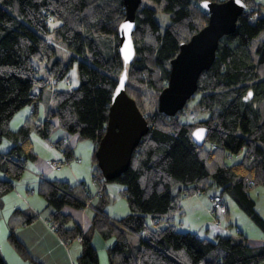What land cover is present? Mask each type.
Instances as JSON below:
<instances>
[{
    "label": "trees",
    "instance_id": "16d2710c",
    "mask_svg": "<svg viewBox=\"0 0 264 264\" xmlns=\"http://www.w3.org/2000/svg\"><path fill=\"white\" fill-rule=\"evenodd\" d=\"M151 1L154 7L142 0L135 12V54L126 66L125 91L143 115L146 90L157 97L167 84L169 63L180 44L207 23L202 3L224 0ZM240 1L246 7L235 31L219 39L214 62L198 78L199 98L193 109L206 111L209 117L182 122L178 114L183 110L166 116L157 109L145 115L149 130L135 147L128 169L106 181L97 166L96 148L123 70L118 51V27L125 18L122 0H0V172L4 175L0 201L37 159L30 134L47 140L56 120L67 139L73 134L94 144L91 178L99 187L94 193L85 182L71 185L47 178L37 188L53 209L50 223L63 244L80 242L81 253L73 264H99L91 243L95 230L104 240H113L107 250L109 264H264V241L251 245L242 236L198 237L164 220L180 198L210 189L232 200L264 236V218L249 192L264 185V16L254 0ZM158 12L169 15L163 29L156 19ZM61 42L70 52L67 61L57 57L56 45ZM74 65L78 86L54 89L69 79ZM48 92L55 105L40 121L37 107ZM25 106L32 108L29 116L10 129V121ZM197 127L207 130L202 146L191 138ZM62 138L56 143L61 164L74 158L80 162L68 143L59 151ZM4 142L7 150L1 149ZM109 182L122 185L119 194L129 208L117 220L106 212ZM66 206L91 207L90 228L71 227L69 217L61 212ZM14 212H20L26 224L37 218L23 210ZM128 234L136 242H130ZM7 239L22 259L30 260L13 229ZM0 264H6L1 253Z\"/></svg>",
    "mask_w": 264,
    "mask_h": 264
},
{
    "label": "crops",
    "instance_id": "0c3cea01",
    "mask_svg": "<svg viewBox=\"0 0 264 264\" xmlns=\"http://www.w3.org/2000/svg\"><path fill=\"white\" fill-rule=\"evenodd\" d=\"M68 75L69 79L65 78L60 81L54 89H69L77 87L79 81L75 65L71 68ZM46 94L47 95L44 98L45 100L37 107L36 117L40 121L45 119L47 110L54 107L55 100L49 92ZM31 111L32 108L29 107L26 111L24 110L20 113L19 117H17V121L19 123L17 124L18 127L23 123L25 118L29 116ZM13 119L14 117L10 121V129H14L16 127H12ZM54 122L55 127L50 132L47 140L43 139L35 132L30 134L32 148L37 155V159L35 162L29 163L25 169V171L29 170V174L24 176L23 173L21 178L13 183L12 189L1 198L0 253L6 264H73L81 253V245L78 239L71 241L66 247L58 234L52 230V227L54 226L50 223V213L53 209L52 207L49 208L50 206L44 198L37 193L38 184L42 178L61 180L68 182L71 185H76L81 182H85L87 184L86 181L90 179L91 187L95 188V190L99 188L98 186L96 187L92 184V163H86L81 167L72 166L69 163L66 168L55 172L50 171L45 163L44 166L41 165L36 167L35 164L39 160H42V157L45 158V161H47L48 164L51 160L58 159V155L60 153L57 151L56 143L66 135L58 126L57 121L54 120ZM78 140H80L79 137ZM68 145L75 155L76 150L74 146H71L70 138L68 139ZM8 147L9 145L7 142L2 143L1 145L2 150H7ZM37 147L44 150L45 154H38ZM3 178L4 177H0V179ZM107 189L108 187L105 185V190L107 191ZM214 193L215 192L212 190L211 193L206 196L196 194L187 198H180L176 208L168 213V215L164 217V220L169 219L175 226L176 224H179L180 231L193 232L198 237L212 238L214 235L221 234L223 232V235H233L236 237L242 236L248 241L250 237H255L264 241L263 234L260 230L254 227V225L252 228L249 224V219L241 210L240 212L246 218H243L236 210L234 216L235 219L228 221L231 216V207L228 199H226L227 214L224 216L222 215L226 221L225 226L220 228L223 231L221 233H217V231L213 230L214 228L216 229V227L212 221L214 217L210 211V197H212ZM112 197L113 200L116 199L115 195H112ZM5 200H8V207L5 205ZM17 209L19 211L23 210L28 213L36 214L37 218L26 224L23 222L21 214L19 215L20 212H14ZM61 212L69 217V225L71 227L76 225L82 231H86L90 228L91 215L93 213V209L91 207L79 210L66 206L62 208ZM106 212L110 218L117 220L125 216L129 212V208L126 200L124 203L123 201L121 202V200H118V202H115L112 205L109 204V206L106 207ZM239 221H241V223H245V226L248 228H245ZM211 227L213 229H211ZM255 228L258 231H253ZM11 229L14 230L18 239L26 246L31 257L30 260L22 259L9 244L7 236ZM252 233L254 234L251 236ZM91 243L97 251L99 264H109L107 250L113 243V240L105 241L98 231L95 230L92 234Z\"/></svg>",
    "mask_w": 264,
    "mask_h": 264
},
{
    "label": "water",
    "instance_id": "95a60500",
    "mask_svg": "<svg viewBox=\"0 0 264 264\" xmlns=\"http://www.w3.org/2000/svg\"><path fill=\"white\" fill-rule=\"evenodd\" d=\"M142 0H122L125 18L118 27V51L123 70L113 93L105 131L96 148L97 166L106 181H113L124 173L135 147L148 132L146 116L135 100L125 91L126 66L133 60L135 51L132 35L135 30V12ZM207 23L179 46L177 55L170 60L166 86L159 92L157 112L175 116L184 109L187 101L197 91L198 78L215 60L219 39L236 29L238 17L245 9L240 0L204 2ZM207 136L204 127L191 133L192 141L202 146Z\"/></svg>",
    "mask_w": 264,
    "mask_h": 264
},
{
    "label": "rangeland",
    "instance_id": "374dc122",
    "mask_svg": "<svg viewBox=\"0 0 264 264\" xmlns=\"http://www.w3.org/2000/svg\"><path fill=\"white\" fill-rule=\"evenodd\" d=\"M147 2V4L149 6H152L154 7L155 4L151 1V0H145ZM255 3H257L258 5H260V8H261V12L260 14L262 16H264V0H254ZM156 19L160 25V28L163 29L164 26L169 22V15L167 13H164V12H158L156 14ZM55 26H53V24L51 25V28H53ZM255 46H256V43H252V51H254L255 49ZM56 49H57V57L58 58H61L62 60L64 61H67L68 57L70 56V52L68 51V49L66 48V45L64 43H58L56 45ZM254 57H256V55L254 54ZM157 98H158V95L157 97L151 92L149 91V89L146 90L145 92V95H144V99H143V102H142V107H143V112H144V115H149L151 114L155 109H157ZM199 98V94L195 93L193 95L192 98H190L187 103H186V108L183 109L182 113H179L178 116L180 118V120L182 122H194V121H197V120H203V119H206L209 117V113L206 112V111H196L193 109V105L195 104V102L198 100ZM54 105H55V102H54ZM29 107L28 106H25L23 107L22 109H20L14 116V119H13V123H12V127L14 128H17L19 124L18 121H17V117H19L20 113H22V111H26ZM14 128V129H15ZM70 138V144L71 146L75 147V156L76 158H79L80 159V162H77L75 160V158L70 161V164L72 166H76V167H81L83 166L84 164H90L91 163V153H92V150H93V147H94V144L91 140L89 139H80L78 140V137L77 135H68V139ZM37 152L38 154H45V151L44 150H41L37 147ZM58 159L59 160H62L63 157L62 155H58ZM44 163L45 165L49 168L50 171H53L48 162L45 161V158L42 157V160H39L35 165L36 167H39L41 165L44 166ZM68 164L67 163H63L61 164V169H64L66 168ZM60 169V170H61ZM29 170H26L24 172V176L28 175ZM55 172V171H53ZM3 173L0 172V177H3ZM87 182V185L88 187L90 188L91 192L94 193L95 192V188L91 187V184H90V179ZM108 189H107V192L109 193V203H108V206L109 204H114L115 202H118V200H121V202L123 201V203L125 202V199L123 197L120 196L118 190L122 188V185L117 183V182H109L106 184ZM212 190L208 189L207 191L205 192H202L201 194L202 195H207V194H210ZM249 192L251 194V196L253 197V199L255 200L256 202V208L258 209V211L260 212V214L262 215V217L264 218V185H256L254 187H251L249 189ZM114 196L115 195V198L113 200V197L112 195ZM226 200V199H225ZM226 203H227V200H226ZM229 205L231 207V216L230 218L228 219V221L230 220H234L235 219V211L237 210V212L240 213V215L243 217V218H246L241 212H240V209L237 207V205L229 199ZM5 205L8 207L9 206V203H8V200H5ZM51 208V207H49ZM210 211H211V207H210ZM226 211H227V204H226ZM225 211V212H226ZM4 213V212H3ZM225 214V213H224ZM216 215V214H215ZM217 216V215H216ZM214 217V216H213ZM218 217V220H220V227L218 228H212L213 230L217 231V233H221L223 230L220 229L221 227H224L225 226V219L222 215H219L217 216ZM213 223L215 221V219L213 218L212 219ZM241 223V221H239ZM245 228H248L247 226H245V223H241ZM249 224L252 226L253 228V223L249 220ZM255 227V226H254ZM176 228L178 230L179 229V224H176ZM249 230V229H248ZM251 231V230H249ZM253 231H258L256 228L253 230ZM223 234V232L221 233ZM235 234V233H234ZM254 233L251 234V236L253 235ZM211 237V236H210ZM127 238L130 242H136V237H134L133 235H127ZM107 241V240H105ZM261 239H258V238H255V237H250L249 238V241L248 243L251 244V245H259L261 244Z\"/></svg>",
    "mask_w": 264,
    "mask_h": 264
},
{
    "label": "built area",
    "instance_id": "2783aa9c",
    "mask_svg": "<svg viewBox=\"0 0 264 264\" xmlns=\"http://www.w3.org/2000/svg\"><path fill=\"white\" fill-rule=\"evenodd\" d=\"M49 22H51V19L48 20ZM53 83V82H52ZM68 143V139L66 137H63L61 142H60V148L59 151L62 153V151L64 150V147L67 145ZM213 148H215V146H213ZM235 157H237V155H235ZM49 166L53 171H59L61 169V162L57 159H53L49 162ZM250 185H254L253 182H249ZM210 202H211V212L216 214L217 216L219 215H223L226 211V200L218 195V194H214L212 197H210ZM220 220L215 219L214 221V226L216 228L220 227ZM74 264H80L78 262L74 263Z\"/></svg>",
    "mask_w": 264,
    "mask_h": 264
}]
</instances>
